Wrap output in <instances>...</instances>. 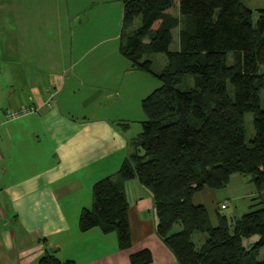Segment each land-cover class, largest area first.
<instances>
[{"label": "crops", "instance_id": "1", "mask_svg": "<svg viewBox=\"0 0 264 264\" xmlns=\"http://www.w3.org/2000/svg\"><path fill=\"white\" fill-rule=\"evenodd\" d=\"M112 2L114 12L109 6L94 13L92 5ZM243 4L252 12L264 10V0ZM112 13L121 15L114 24L121 29L122 0H0V264H39L46 250L75 264H130V255L143 250L151 254L149 264H178L156 234L150 192L135 179L124 183L130 249L118 247L115 233L79 230L95 183L116 175L134 151L139 134H129L131 124L141 125L138 103L149 93L135 86L133 109L130 88L109 86L117 64L127 63L123 73L133 74L130 63L104 55L86 61L98 45L84 44L79 51L77 37L83 44L96 30L105 34ZM50 91L55 96L47 106ZM31 104L36 113L6 119L7 111ZM192 202L204 206L216 226L218 214L232 218L257 202L264 207V190L258 197L249 177L233 174L224 189L205 188ZM263 257L261 248L257 259Z\"/></svg>", "mask_w": 264, "mask_h": 264}, {"label": "trees", "instance_id": "2", "mask_svg": "<svg viewBox=\"0 0 264 264\" xmlns=\"http://www.w3.org/2000/svg\"><path fill=\"white\" fill-rule=\"evenodd\" d=\"M122 2L120 53L132 70L151 74L160 86L141 101L144 120L134 151L116 175L93 186L92 207L81 211L79 230L115 233L118 247L130 249L124 183L135 179L150 192L156 234L178 264H264V257L257 259L264 248L259 202L237 217L218 214L216 226L207 209L192 202L205 188L224 189L233 174L249 177L258 197L264 190V10L252 12L243 0ZM136 20L139 27L128 32ZM176 28L179 49L170 51ZM151 54L166 56L158 73ZM247 113L254 129L249 142ZM197 234L206 236L198 247ZM254 236L257 242L247 248L244 241ZM150 262L147 250L130 255V264ZM39 264L75 263L46 250Z\"/></svg>", "mask_w": 264, "mask_h": 264}, {"label": "rangeland", "instance_id": "3", "mask_svg": "<svg viewBox=\"0 0 264 264\" xmlns=\"http://www.w3.org/2000/svg\"><path fill=\"white\" fill-rule=\"evenodd\" d=\"M118 5V3H117ZM95 7V12L94 13H100L102 12V10H108L107 8L110 6V11L111 9H113L114 12V7H116V3L112 2L109 4H104V5H98L101 9L98 10V6L97 5H92ZM120 12V11H119ZM118 12V13H119ZM118 13H112L109 24H110V29L109 31H105V34H102V31H98V35L97 34H92L87 36V42L82 44V39L77 37L76 39V44L79 47V51L81 50V46L85 44L86 48L88 49L89 47H92L94 45H98L95 49L94 52H88L87 53V57H86V61L89 59H93L95 56L97 55H104L106 60L108 61H114V59H122L124 61H126L124 58H122L123 56L120 53L119 50V46H120V39H119V34H120V27H118L116 29L115 27V17ZM256 13L253 14V21L256 20ZM117 18L121 19V15H117ZM121 23V22H120ZM139 20H136L133 24V26L128 30V32H131L133 30H135L137 27H139ZM121 26V24H120ZM178 32H179V28H176L175 30H173L172 35H173V41L172 44L170 45L169 50L170 51H177L179 49V36H178ZM118 35V36H117ZM121 56V57H120ZM147 58L149 60L152 61V71L154 73H158L159 71H161L163 69V67L166 64V56L164 54H151L149 56H147ZM228 62L231 63L233 62L232 58H228ZM85 63V62H84ZM122 64L119 65L117 64V68L119 69H115L109 76L110 79V85L112 86L115 83V86L117 89L115 90H119V86H127V89H131V92H129V99L128 102L131 103L130 107H132L134 109V102H136V97H135V86H139V90L142 87V91L147 88V90L149 91V93H147V95H144L143 98L147 97L154 89L158 88L160 86V82L157 78H155L154 76H152L149 73H144V72H134L136 70L133 71V74H130L129 72L127 73H123V68H125L126 64H124L123 66V62H121ZM113 65L112 64H107L106 69L112 70ZM131 68V67H130ZM103 70V68L101 69V71ZM117 70V71H116ZM92 70L90 71V75H91ZM96 72V71H95ZM118 72V73H117ZM94 78H97L98 75L97 73L93 72L92 75ZM115 78H118V81L115 80ZM231 90V87H228ZM147 91V92H148ZM134 93V94H133ZM137 95V94H136ZM143 100V99H142ZM139 107L141 106V103L139 101ZM142 120H144V114L142 112L141 114ZM252 121H253V116L251 113H247L244 116V128H245V136H246V142H249V140L252 139V137L254 136V129H253V125H252ZM131 131L129 132L130 135L132 136H138V134H140L141 132V125L140 123H132L131 124ZM180 231V226L176 225L174 227L173 232L176 233ZM201 237H206L205 235H195L193 238V242L196 244V246H200V240ZM258 239L257 236H254L252 238L249 239V243L250 245H246L247 248H250L251 244H253L255 242V240Z\"/></svg>", "mask_w": 264, "mask_h": 264}, {"label": "built area", "instance_id": "4", "mask_svg": "<svg viewBox=\"0 0 264 264\" xmlns=\"http://www.w3.org/2000/svg\"><path fill=\"white\" fill-rule=\"evenodd\" d=\"M55 96V93L53 91H50L48 96V101L46 102L47 106H50L51 102L53 101ZM38 107L35 105H28V106H22L19 109L10 110L6 112V119L7 120H16L19 118L26 117L30 114L36 113L38 111ZM225 206L222 205L221 208H224Z\"/></svg>", "mask_w": 264, "mask_h": 264}]
</instances>
